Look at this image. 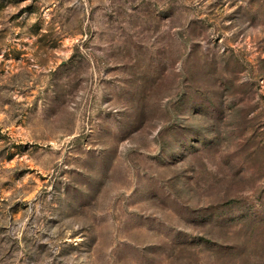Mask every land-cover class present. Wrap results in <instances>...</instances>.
Instances as JSON below:
<instances>
[{
    "label": "rangeland",
    "instance_id": "obj_1",
    "mask_svg": "<svg viewBox=\"0 0 264 264\" xmlns=\"http://www.w3.org/2000/svg\"><path fill=\"white\" fill-rule=\"evenodd\" d=\"M0 264H264V0H0Z\"/></svg>",
    "mask_w": 264,
    "mask_h": 264
}]
</instances>
